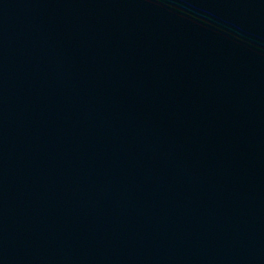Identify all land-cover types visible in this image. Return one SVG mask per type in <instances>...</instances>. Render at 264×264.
Instances as JSON below:
<instances>
[{"label":"water","instance_id":"95a60500","mask_svg":"<svg viewBox=\"0 0 264 264\" xmlns=\"http://www.w3.org/2000/svg\"><path fill=\"white\" fill-rule=\"evenodd\" d=\"M0 264H264V0H0Z\"/></svg>","mask_w":264,"mask_h":264}]
</instances>
